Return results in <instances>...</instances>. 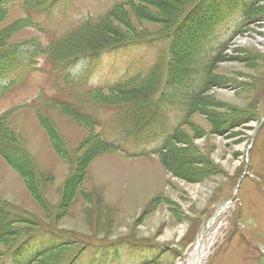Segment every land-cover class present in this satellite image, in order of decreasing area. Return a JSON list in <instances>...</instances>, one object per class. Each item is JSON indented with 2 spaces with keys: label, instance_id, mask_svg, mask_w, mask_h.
<instances>
[{
  "label": "rangeland",
  "instance_id": "obj_1",
  "mask_svg": "<svg viewBox=\"0 0 264 264\" xmlns=\"http://www.w3.org/2000/svg\"><path fill=\"white\" fill-rule=\"evenodd\" d=\"M263 119L264 0H0V264H264Z\"/></svg>",
  "mask_w": 264,
  "mask_h": 264
},
{
  "label": "trees",
  "instance_id": "obj_2",
  "mask_svg": "<svg viewBox=\"0 0 264 264\" xmlns=\"http://www.w3.org/2000/svg\"><path fill=\"white\" fill-rule=\"evenodd\" d=\"M226 2V1H225ZM218 24H220L218 22ZM213 28H217L216 26H214ZM96 40V39H95ZM99 39H97L96 41H98ZM131 92H132V95H136V98H141L143 97V95L145 94H148V92H150V86L149 87H146V86H132L130 88ZM143 105V104H140V106ZM141 109H144V108H141ZM72 116H74L77 120L78 119H81V117L75 113L72 114ZM141 117H137L136 118V121H141L142 119H140ZM5 220V217H2L1 218V222L3 223ZM15 224V221H8L7 223L4 224V226L10 228L12 227L13 225ZM1 229V227H0ZM0 234H7V231H3V232H0ZM16 247H13V249H15Z\"/></svg>",
  "mask_w": 264,
  "mask_h": 264
},
{
  "label": "water",
  "instance_id": "obj_3",
  "mask_svg": "<svg viewBox=\"0 0 264 264\" xmlns=\"http://www.w3.org/2000/svg\"><path fill=\"white\" fill-rule=\"evenodd\" d=\"M264 124V119H263V121H262V125ZM261 125V126H262ZM259 130H257V132H258ZM246 174H247V172H246ZM241 183V182H240ZM240 188V184L237 186V188L235 189V193L238 191V189ZM227 204L228 203H224V205L223 206H221L219 209H218V211L216 212V214H215V216H214V219H216L218 216H219V214H220V212L222 211V209L225 207V206H227ZM206 231H204L203 233H202V235H201V237L199 238V245H200V243H201V241H202V238H203V236H204V233H205ZM199 245H198V247H197V250H199ZM199 261V260H198Z\"/></svg>",
  "mask_w": 264,
  "mask_h": 264
},
{
  "label": "crops",
  "instance_id": "obj_4",
  "mask_svg": "<svg viewBox=\"0 0 264 264\" xmlns=\"http://www.w3.org/2000/svg\"><path fill=\"white\" fill-rule=\"evenodd\" d=\"M145 159V158H144ZM125 162V161H124ZM142 162H144L143 160H142Z\"/></svg>",
  "mask_w": 264,
  "mask_h": 264
},
{
  "label": "bare ground",
  "instance_id": "obj_5",
  "mask_svg": "<svg viewBox=\"0 0 264 264\" xmlns=\"http://www.w3.org/2000/svg\"><path fill=\"white\" fill-rule=\"evenodd\" d=\"M212 227V226H211ZM200 247H201V245H200Z\"/></svg>",
  "mask_w": 264,
  "mask_h": 264
}]
</instances>
